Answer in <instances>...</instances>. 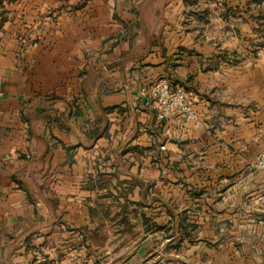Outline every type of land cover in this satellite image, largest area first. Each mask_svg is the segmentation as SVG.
I'll return each instance as SVG.
<instances>
[{
  "label": "crops",
  "instance_id": "1",
  "mask_svg": "<svg viewBox=\"0 0 264 264\" xmlns=\"http://www.w3.org/2000/svg\"><path fill=\"white\" fill-rule=\"evenodd\" d=\"M213 5L0 0V264H264V61L183 65ZM161 76L201 125L136 98Z\"/></svg>",
  "mask_w": 264,
  "mask_h": 264
},
{
  "label": "rangeland",
  "instance_id": "2",
  "mask_svg": "<svg viewBox=\"0 0 264 264\" xmlns=\"http://www.w3.org/2000/svg\"><path fill=\"white\" fill-rule=\"evenodd\" d=\"M232 2L242 8L230 9L221 6L218 10L219 8L213 5L212 14L216 15L217 11L220 14L224 13L223 16L226 15L237 20L233 23L215 20V22L208 24L209 33L215 36L211 42L216 43L218 52L211 57L185 55L183 59L184 68L188 66L189 69L194 65H200L202 69L203 67L204 69L217 68L219 64L223 63L229 66L255 65L261 62V59L264 61V0H232ZM218 69L217 78L227 72L224 67ZM170 77L172 82L178 81L176 76ZM181 84L185 85L188 91H194L192 75L183 78Z\"/></svg>",
  "mask_w": 264,
  "mask_h": 264
},
{
  "label": "built area",
  "instance_id": "3",
  "mask_svg": "<svg viewBox=\"0 0 264 264\" xmlns=\"http://www.w3.org/2000/svg\"><path fill=\"white\" fill-rule=\"evenodd\" d=\"M136 98H145L147 102L154 103L161 120L179 117L191 121L197 126L202 124L198 112L193 108L187 90L183 86L173 85L166 76H161L149 84L140 86ZM252 166L259 175L264 173V148L257 153ZM255 201L264 204V183L255 195Z\"/></svg>",
  "mask_w": 264,
  "mask_h": 264
}]
</instances>
